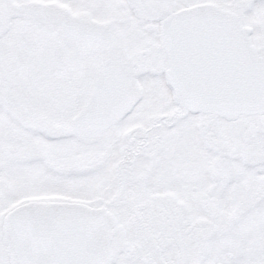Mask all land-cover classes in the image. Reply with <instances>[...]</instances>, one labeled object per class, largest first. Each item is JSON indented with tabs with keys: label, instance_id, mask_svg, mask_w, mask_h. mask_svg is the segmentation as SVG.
<instances>
[{
	"label": "snow or ice",
	"instance_id": "6c2138e0",
	"mask_svg": "<svg viewBox=\"0 0 264 264\" xmlns=\"http://www.w3.org/2000/svg\"><path fill=\"white\" fill-rule=\"evenodd\" d=\"M0 264H264V0H0Z\"/></svg>",
	"mask_w": 264,
	"mask_h": 264
}]
</instances>
